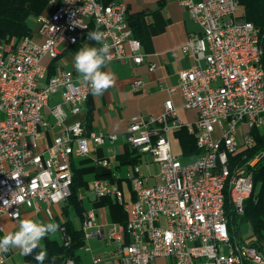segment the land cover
Masks as SVG:
<instances>
[{
  "label": "built area",
  "instance_id": "1",
  "mask_svg": "<svg viewBox=\"0 0 264 264\" xmlns=\"http://www.w3.org/2000/svg\"><path fill=\"white\" fill-rule=\"evenodd\" d=\"M179 4L200 29L181 46L194 64L178 72L183 107L195 109L196 118L186 121L171 99L164 101L160 113L129 118L124 138L137 155L149 158L144 168L133 163L126 172L130 199L117 182L94 181L95 195L116 200L127 220L100 223L94 209L85 212V243L97 239L106 247L92 253L90 246H82L91 252L92 264H157L159 259H171L170 264H235L222 229V174L231 154L254 143L252 130L264 128V67L257 62V29L241 14L238 0ZM36 22L32 35L0 48V231L2 218H19L22 207L37 210L42 202L64 201L71 193V158L89 153L91 144L118 138L116 133L87 129L80 120L66 122L81 111L92 94L90 86L69 70L48 76L43 58L55 59L60 42L75 43L92 23L111 46L107 62L144 60L123 0H58L37 15ZM141 83L135 79L132 87ZM54 94L60 100L49 108V121L42 109ZM50 128L55 129L52 141L41 149L40 140ZM181 128L194 134L200 150L189 163L182 162L171 145V135ZM263 158L264 150L238 168L232 189L237 217L254 189L251 168ZM150 163L157 167V180L151 183ZM46 213L54 217L49 208ZM241 241L246 258L264 264V230L256 243ZM64 264L77 263L70 258Z\"/></svg>",
  "mask_w": 264,
  "mask_h": 264
},
{
  "label": "crops",
  "instance_id": "2",
  "mask_svg": "<svg viewBox=\"0 0 264 264\" xmlns=\"http://www.w3.org/2000/svg\"><path fill=\"white\" fill-rule=\"evenodd\" d=\"M57 1L54 0V3ZM123 1L127 6V17L133 23L141 42V52L144 54V60L140 64H134L130 60L107 62L103 70L115 75L114 86L107 89L102 95L94 96L91 94L82 105L81 111L76 115H69L66 119L68 123L80 120L87 129L111 132L118 135L117 140L114 142H106L101 145L91 144L89 153L71 158L78 198L81 201L87 198L92 204L96 205L93 208L94 210H104L105 208L108 210L102 199L95 195L93 183L96 179L117 182L126 199L133 197L130 183L126 179V172L131 165L126 156L132 152V149L124 138L129 118L132 115L160 113L163 110L164 101L171 99L186 121L191 122L196 118L195 109L183 107V98L178 88V72L194 64L192 55L184 53L181 46L191 35L199 33V26L189 18L186 9L179 4V0ZM51 9L52 6L45 11ZM240 12L244 14L242 6ZM61 44L62 46L58 48ZM86 45L95 46L86 40L81 41L77 47L62 41L57 46L56 58L52 60L50 57L45 56L43 63L48 65V72L50 73L64 69L79 75L74 69V56L79 49ZM52 63L54 66H51ZM150 63H154L155 68L150 69ZM135 79L142 81L137 88L132 87ZM171 87H174V91L169 90ZM59 100L58 94L51 95L47 107L42 109V113L49 121L52 120L49 108ZM54 133V128L47 129L44 132L39 143L41 149L51 143ZM173 135L176 137L175 133ZM137 157L139 159L137 163H141V167L144 168L143 162L149 157L147 155H138ZM104 159L107 160L106 165L102 164ZM123 168H125V172L121 175L120 170ZM150 172L152 177L149 178V182L151 183L157 180V167L152 169L151 163ZM108 175L113 180H109ZM65 204L64 200L56 204L42 202L37 210L22 207L19 218H2L3 228L0 231V237H3L13 227H19L20 221L24 219L41 223H49L52 220L56 223L63 221L65 218L63 213ZM46 208L52 211L53 218L47 215ZM107 214H102L100 223L111 222L107 221L106 217V219L104 218ZM48 240L55 239L46 236L43 239L44 245ZM8 253L1 254L0 264H3L4 256ZM33 254H36V252Z\"/></svg>",
  "mask_w": 264,
  "mask_h": 264
},
{
  "label": "trees",
  "instance_id": "3",
  "mask_svg": "<svg viewBox=\"0 0 264 264\" xmlns=\"http://www.w3.org/2000/svg\"><path fill=\"white\" fill-rule=\"evenodd\" d=\"M243 8L244 16L251 21L257 29L259 43L263 48L261 61L264 67V0H238ZM50 0H0V46L13 45L20 41L23 37L32 35L33 31L29 25V18L36 17L50 7ZM129 25L133 31V35L138 38L133 23L129 20ZM98 30L92 23L88 28L81 33L78 40L73 43L76 47L81 41H89L93 45L97 44L88 39V32ZM54 60V59H53ZM55 63V61H53ZM52 63L51 66H54ZM52 72V71H51ZM53 73L48 72V76ZM254 135V143L243 149L237 150L230 155L231 163L237 166L244 165L247 161L254 158L262 150H264V128L252 130ZM175 135L179 141L182 152L185 156L197 155L200 150L195 143V136L193 133H188L186 129L181 128L175 131ZM138 155L132 150L126 157L129 163H137ZM73 169V168H72ZM254 189L250 197L244 202V213L237 217L233 209L230 208L229 197L226 195V218L231 230V237L236 230L239 232L240 223L245 221L249 224L252 231L248 240L249 243H256L260 241L264 230V196L262 194L264 189V158L251 168ZM109 180L113 178L108 175ZM120 182V180H118ZM108 207V215L111 222L126 223L127 214L124 212L122 206L111 197L101 198ZM65 206L63 213L65 218L60 221V229L62 232L63 242L59 243L57 240H48L44 249L47 251V258L44 264H64L67 259H74L77 264H81L79 256V249L85 244V239L82 231V222L85 217V208L82 201L78 198L77 184L75 174L73 172L71 193L65 199ZM74 210L79 218V226H75L68 216V209ZM236 224H235V223ZM241 239V238H240ZM242 240H244L242 238ZM67 242V243H65ZM35 254L25 256L26 264H38L34 259Z\"/></svg>",
  "mask_w": 264,
  "mask_h": 264
},
{
  "label": "clouds",
  "instance_id": "4",
  "mask_svg": "<svg viewBox=\"0 0 264 264\" xmlns=\"http://www.w3.org/2000/svg\"><path fill=\"white\" fill-rule=\"evenodd\" d=\"M88 39L94 41L99 47L86 45L79 49L74 56V69L82 82L90 86L91 93L99 96L115 84V75L103 70L109 59L111 46L105 41L104 34L98 30L88 32ZM59 227L60 225L55 222L21 220L17 231L0 237V254L19 249L22 255L28 256L39 249L34 259L38 264H44L47 251L42 247L41 241L46 236L55 234Z\"/></svg>",
  "mask_w": 264,
  "mask_h": 264
},
{
  "label": "rangeland",
  "instance_id": "5",
  "mask_svg": "<svg viewBox=\"0 0 264 264\" xmlns=\"http://www.w3.org/2000/svg\"><path fill=\"white\" fill-rule=\"evenodd\" d=\"M54 4L55 3L52 2L50 5L53 6ZM28 22H29V25H30L32 31L35 30L36 26H37L36 17H30ZM61 46H62V44L59 45L58 48H60ZM170 138H171L172 149H173L174 153L177 154V156L179 157V159L182 162L189 163V162L194 161L197 158L196 154L185 156L182 152L181 146H180L178 140L176 139V137L172 134ZM151 168L155 169L156 164L151 163ZM124 172H125V168L120 170L121 175H123ZM82 204H83V207L85 208V210L93 209L96 206V205L92 204V202H90L87 198L83 199ZM95 212L97 213L98 221H101L102 220V214L103 213L107 214L108 210H107V208H105L104 210L103 209H101V210L95 209ZM67 214H68L69 218L71 219L72 223L75 226H79V218H78V215L74 212V210L69 208ZM105 217L107 218V221H110V218H108V214L105 215L104 218ZM105 219H103V220L105 221ZM51 222H55V221L52 220ZM17 230H18V227H13L12 229H10L8 231V233L15 232ZM251 233H252V231L250 229L249 224L247 222L243 221L240 223V234H239V232H237L235 230L233 233V237L237 240H239L240 238H243L244 240H248ZM49 236H50V238L57 240L59 243L63 242L62 232L60 229H58V231L55 234H50ZM85 244L87 246L91 247L92 253L102 251L104 248H106L104 245V241H99L97 239L88 240ZM41 245H42V247L44 246L43 240L41 241ZM38 251H39V249L36 250V252H38ZM91 252H86L85 250H83L82 247L79 249V256L81 258L82 264H92ZM170 263H171V259H167V260L159 259V260H157V264H170ZM3 264H26L25 256L21 254L19 249H12L9 251L8 255L4 256ZM247 264H253V263H247Z\"/></svg>",
  "mask_w": 264,
  "mask_h": 264
},
{
  "label": "bare ground",
  "instance_id": "6",
  "mask_svg": "<svg viewBox=\"0 0 264 264\" xmlns=\"http://www.w3.org/2000/svg\"><path fill=\"white\" fill-rule=\"evenodd\" d=\"M256 46L258 47V52H257L258 65L263 66V63L261 61L262 54H263V48L259 43L258 32L256 35ZM2 93H3V85H0V96H2ZM251 160H253V158L250 159L249 161ZM232 163L231 161L227 163V167H225V171L222 174V185H221V204H222V211H223L222 229L225 232L226 239L228 240V246L231 251V254L235 256V264H247V263H251L250 258H246V251L244 249L241 239L237 240L231 237V234H230L231 230H230V226L228 225V221H227L226 213H225L226 212V208H225L226 195H228L229 197L230 208L233 209L232 189L234 185V179L238 175V168H241L244 166V165L237 166V164L235 165Z\"/></svg>",
  "mask_w": 264,
  "mask_h": 264
}]
</instances>
